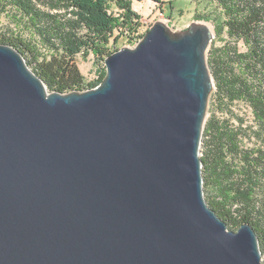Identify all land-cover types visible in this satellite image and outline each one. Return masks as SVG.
Wrapping results in <instances>:
<instances>
[{
    "label": "water",
    "instance_id": "1",
    "mask_svg": "<svg viewBox=\"0 0 264 264\" xmlns=\"http://www.w3.org/2000/svg\"><path fill=\"white\" fill-rule=\"evenodd\" d=\"M210 24L156 21L68 93L0 43V264H263L204 195Z\"/></svg>",
    "mask_w": 264,
    "mask_h": 264
},
{
    "label": "trees",
    "instance_id": "2",
    "mask_svg": "<svg viewBox=\"0 0 264 264\" xmlns=\"http://www.w3.org/2000/svg\"><path fill=\"white\" fill-rule=\"evenodd\" d=\"M160 2V0H156ZM217 15L208 51L215 80L201 144L204 195L231 229L251 224L264 254V0H210ZM134 0H0V43L17 48L49 91L96 87L77 58L104 61L112 40L138 42ZM119 14V16L117 15Z\"/></svg>",
    "mask_w": 264,
    "mask_h": 264
},
{
    "label": "rangeland",
    "instance_id": "3",
    "mask_svg": "<svg viewBox=\"0 0 264 264\" xmlns=\"http://www.w3.org/2000/svg\"><path fill=\"white\" fill-rule=\"evenodd\" d=\"M133 8L141 16L139 31L143 35L156 21L161 19L167 20L170 27L182 30L188 28L196 21V14H202L211 19L217 15L215 4L210 0H160V2L156 0H134ZM117 15L119 16V14ZM210 23L215 26L212 21ZM0 26H2V23H0ZM136 43L135 41L131 42L126 37H121L117 41L112 40L110 47L114 51V49L124 46L132 47ZM210 47H212V43L209 49ZM77 61L87 82L93 81L99 75L102 67L105 66L104 61H95L93 54H90L88 58L79 55ZM210 107L211 98L206 119L209 116ZM261 261L264 264V254H262Z\"/></svg>",
    "mask_w": 264,
    "mask_h": 264
},
{
    "label": "bare ground",
    "instance_id": "4",
    "mask_svg": "<svg viewBox=\"0 0 264 264\" xmlns=\"http://www.w3.org/2000/svg\"><path fill=\"white\" fill-rule=\"evenodd\" d=\"M161 22L165 23L166 25H169V23L167 22V20L161 19ZM210 28L214 29V26L212 24L209 25Z\"/></svg>",
    "mask_w": 264,
    "mask_h": 264
}]
</instances>
